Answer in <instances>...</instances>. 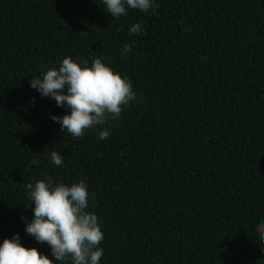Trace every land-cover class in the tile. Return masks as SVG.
Instances as JSON below:
<instances>
[{"label":"trees","instance_id":"1","mask_svg":"<svg viewBox=\"0 0 264 264\" xmlns=\"http://www.w3.org/2000/svg\"><path fill=\"white\" fill-rule=\"evenodd\" d=\"M154 3L113 18L103 0H0V243L71 264L25 233V186L51 177L86 183L99 264H264V0ZM65 57L99 58L136 100L65 133L50 116L70 109L30 87Z\"/></svg>","mask_w":264,"mask_h":264},{"label":"clouds","instance_id":"2","mask_svg":"<svg viewBox=\"0 0 264 264\" xmlns=\"http://www.w3.org/2000/svg\"><path fill=\"white\" fill-rule=\"evenodd\" d=\"M106 10L113 18L127 15V9L142 12L152 10L158 14L154 0H103ZM130 34L142 35L140 24L130 28ZM131 51V44L123 46V52ZM30 87L41 97L54 99L58 107L67 106L69 114L50 116L60 125L62 131L75 138L82 137L86 130L104 125L109 117L120 116L123 106L136 100V93L127 78L99 58L90 66L74 62L71 57L63 58L58 69L49 68L41 76L31 78ZM66 89V92H65ZM104 140L109 130L99 132ZM50 161L63 165V157L57 151L50 152ZM30 163L39 164V160ZM28 199L26 206L32 207V219L26 223L25 233L36 242L47 244L55 261L70 259L71 264H99L104 240L98 218L88 208L89 193L85 182L53 183L51 177L26 184ZM27 220L26 217L22 218ZM259 240L264 251V223L258 228ZM18 234L0 243V264H54L52 259L41 254L36 248H26L19 243Z\"/></svg>","mask_w":264,"mask_h":264}]
</instances>
